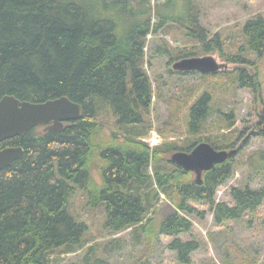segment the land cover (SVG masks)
I'll return each mask as SVG.
<instances>
[{"label":"trees","instance_id":"16d2710c","mask_svg":"<svg viewBox=\"0 0 264 264\" xmlns=\"http://www.w3.org/2000/svg\"><path fill=\"white\" fill-rule=\"evenodd\" d=\"M199 15L194 0H0V99L43 102L67 96L83 107L82 116L60 130L35 126L1 142L21 146L23 154L0 170V264H58L62 255L78 251L83 264H111L109 256L125 240L108 238L103 245L93 240L128 229L141 246L129 264H152L161 236L170 238L166 247L178 263L189 264L200 242L180 235L192 231V215L204 217L195 203L207 204L216 226L243 220L264 203V184L254 189L247 182L230 187L231 205L215 199L233 175L236 155L204 171L199 184L169 159L201 141L229 149L243 137L244 130L232 128L233 111L214 107L210 90L185 108L183 141L167 140L178 129L170 121L158 128L160 145L141 139L153 127L155 97L143 68L146 36L174 24L197 42L174 52L159 47V53H172L169 61L196 55L198 46L203 52L218 50L220 34L209 37ZM240 32L243 41L229 61H247L244 51L261 57L264 18H249ZM229 81L258 98L256 74L238 68ZM174 95L168 100L182 109L186 101ZM170 112L175 123L181 110ZM259 117L263 123L264 112ZM243 163L264 179V152L254 151ZM78 191L83 201L76 206ZM160 193L166 201L158 208ZM89 209L102 212L98 234L89 232ZM257 263L264 264V252L260 261H243Z\"/></svg>","mask_w":264,"mask_h":264},{"label":"rangeland","instance_id":"374dc122","mask_svg":"<svg viewBox=\"0 0 264 264\" xmlns=\"http://www.w3.org/2000/svg\"><path fill=\"white\" fill-rule=\"evenodd\" d=\"M194 2L199 7L200 24L206 29L209 37L219 33L222 39L218 50L203 52L198 46L194 56L211 55L217 63L222 64V68L215 75H203L198 72L170 73L172 63L176 60L169 61V54L172 55V53H159L158 48H167L174 52L175 49L191 47L197 42L186 39L184 31L174 24H168L161 30L149 33L145 40L143 68L149 76L155 95L152 98L149 116L153 127L149 134L141 139L151 147L160 145L164 139L158 132V128H162L163 122L170 121L178 129L174 136H169L167 140L183 141L187 137L184 126L185 108L202 91L210 90L215 101L214 107L229 108L233 111L235 121L232 128L244 130L241 139L250 131H254L242 150L235 156L237 163L233 175L216 192L217 201H225L231 205L232 200L228 195L231 186L244 185L247 182L251 188L258 189L264 184L263 177L251 172L247 164L243 163L254 151L264 152V136L259 134V128L262 125V122H259V113L264 112V54L257 57L254 53L244 51L242 54L247 61L242 63L229 61L243 41L240 32L243 23L255 15H261L264 18V0H194ZM238 68L257 75L261 86L257 99L249 88L238 87L229 81V76L235 74ZM157 88L159 98L156 97ZM186 93L187 96H185ZM173 94L179 98L183 97L182 100L186 101L182 109H179L175 100L174 102L168 100ZM175 107L181 112L174 123L170 110L174 111ZM73 201L76 206L80 205L83 201L82 192H76ZM165 201V196L160 193L158 208H161ZM194 205L198 211H204L205 214L203 218L192 215V231L189 234L180 235L182 240L195 238L200 242V248L192 253L189 264H223L224 262L243 264V261L252 262L256 258L260 261L264 252V203L257 210L246 215L243 220L227 221L223 226L214 224L207 204L199 202ZM101 216V210L89 209L86 220L90 225V233L98 234L101 228ZM95 238L93 242H99L102 245L108 238L125 240L121 248L114 250V254L109 256L111 264H129L141 251V246H136L129 229L112 236L96 235ZM169 242L170 238L161 236L160 243L159 241L154 243V254L150 258L152 264H179L175 253L166 247ZM82 254L81 251L64 254L58 264H83Z\"/></svg>","mask_w":264,"mask_h":264},{"label":"water","instance_id":"95a60500","mask_svg":"<svg viewBox=\"0 0 264 264\" xmlns=\"http://www.w3.org/2000/svg\"><path fill=\"white\" fill-rule=\"evenodd\" d=\"M221 68L222 64L217 63L211 55L184 57L172 63V69L177 72L214 74ZM82 113V105L71 101L67 96L43 102H30L13 95H5L0 99V143L13 136H23L35 126H43L44 130H60L65 122L78 120ZM261 131L264 133V122ZM253 132L252 130L247 133L233 148L215 149L209 142L201 141L190 151L179 150L171 153L169 159L184 170L192 172L194 181L199 184L204 171L235 156L238 147L245 144ZM22 154L21 146L0 145V170L11 165Z\"/></svg>","mask_w":264,"mask_h":264},{"label":"flooded vegetation","instance_id":"af4514ba","mask_svg":"<svg viewBox=\"0 0 264 264\" xmlns=\"http://www.w3.org/2000/svg\"><path fill=\"white\" fill-rule=\"evenodd\" d=\"M248 139H249V138H248ZM248 139H247V140H248ZM241 140H242V139H240L238 143H240ZM247 140H246V141H247ZM238 143L235 145V147L238 145ZM0 145H1V143H0ZM243 145H244V144H243ZM243 145H241V146L243 147ZM241 146H240V147H241ZM2 147H3V146H2ZM5 147H8V146H5ZM240 147H238V149H239Z\"/></svg>","mask_w":264,"mask_h":264}]
</instances>
